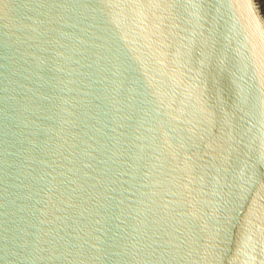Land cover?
Instances as JSON below:
<instances>
[{
  "label": "water",
  "instance_id": "95a60500",
  "mask_svg": "<svg viewBox=\"0 0 264 264\" xmlns=\"http://www.w3.org/2000/svg\"><path fill=\"white\" fill-rule=\"evenodd\" d=\"M0 264H264V0H0Z\"/></svg>",
  "mask_w": 264,
  "mask_h": 264
}]
</instances>
